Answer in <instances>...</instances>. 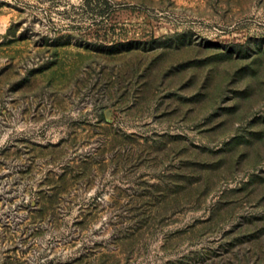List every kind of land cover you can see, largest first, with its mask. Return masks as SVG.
Wrapping results in <instances>:
<instances>
[{
	"label": "rangeland",
	"instance_id": "374dc122",
	"mask_svg": "<svg viewBox=\"0 0 264 264\" xmlns=\"http://www.w3.org/2000/svg\"><path fill=\"white\" fill-rule=\"evenodd\" d=\"M0 264H264V0H0Z\"/></svg>",
	"mask_w": 264,
	"mask_h": 264
}]
</instances>
